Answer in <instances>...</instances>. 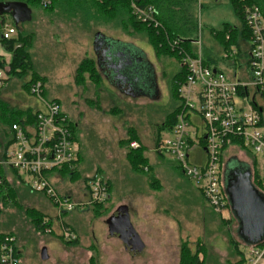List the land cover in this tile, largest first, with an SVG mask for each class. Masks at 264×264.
I'll return each instance as SVG.
<instances>
[{"label": "rangeland", "instance_id": "rangeland-1", "mask_svg": "<svg viewBox=\"0 0 264 264\" xmlns=\"http://www.w3.org/2000/svg\"><path fill=\"white\" fill-rule=\"evenodd\" d=\"M23 1L0 0V3ZM195 1L198 31L192 36L193 41L200 37L205 57L207 53L211 57L206 58L209 65L235 79L234 72L241 74L242 71L238 64L224 60L225 49L213 32L222 30L225 24L240 28L242 21L230 0ZM29 8L31 21L16 24L10 13L3 16L5 22L26 39L29 71L23 77L10 76L0 93V102L8 104L9 110L27 111H24L23 98L29 103L31 98L37 100V97L31 95L26 83L33 74L42 79L34 80L43 84L42 98L59 105L79 150L74 169L76 176L69 177V172L59 177L53 174V183L65 182L68 187L82 189L98 174L107 182L111 199L108 206H102L96 213L94 207L76 210L82 217L78 221L83 234L79 247L78 242L61 241L35 226L27 210L38 211L33 204L44 207L42 200L33 199L27 187H17L21 179L5 170L14 198H9V192L0 191V234L11 233L17 238L22 264H90L92 257L96 264H177L175 257L178 252L180 257L182 247L202 264H240L248 245L238 236V222L231 211L224 216L213 212L197 183L187 178L172 158L158 149V142L166 132L164 123L179 105L173 95L172 77L174 69L178 73V60L155 53L147 34L132 27L129 14L122 12L107 17L95 0H56L55 4L52 0L48 7L31 1ZM99 33L114 46L113 52L131 44L140 50L142 59L155 66L157 82L154 83L158 84L159 91L151 84L144 85L142 95L133 97L119 90L113 75L107 80L98 65L102 55L101 48L95 44ZM240 43L244 45L242 40ZM192 46L198 50L197 46ZM0 59L6 63L11 61V53L3 43ZM88 63L94 65L95 73L79 71ZM104 67L110 72L107 63ZM262 117L264 119V112ZM8 130V124L0 119V158L5 143L10 140ZM133 143L138 148H133ZM137 149L146 162L134 166L128 154ZM223 157L224 166L250 168L253 179L256 172L259 184L255 185L264 193V160L238 146L226 148ZM75 183L77 185H73ZM85 196L81 194V198L87 200ZM121 206L128 208L132 223L138 228L157 220L161 225L160 231L153 230L147 237L143 231V250L135 256L117 239L107 237L106 225L97 217L109 218ZM92 243V256L85 260L82 248ZM164 245L168 253L160 255L158 249Z\"/></svg>", "mask_w": 264, "mask_h": 264}, {"label": "built area", "instance_id": "built-area-1", "mask_svg": "<svg viewBox=\"0 0 264 264\" xmlns=\"http://www.w3.org/2000/svg\"><path fill=\"white\" fill-rule=\"evenodd\" d=\"M38 2L48 7L52 0ZM130 10L135 21L154 28L161 26L154 7H141L137 0H130ZM4 15L0 14V44L19 36L17 29L5 22ZM242 16L250 32L249 50L241 52L239 46H232L224 51V60L238 64L242 71L241 74L234 72L235 79L206 63L200 37L191 43L198 47V50L193 48V54L179 50V73L184 78L176 82L179 105L175 124L158 142L159 151L171 157L183 174L197 183L208 206L222 216L231 211L223 182L225 149L232 145L243 147L264 160V16L256 5H246ZM226 39H230L228 34ZM180 43L176 40L172 46L179 49ZM20 46L15 44V47ZM9 79L6 63L0 66V92ZM26 84L42 109L31 111L30 118L23 117L9 129L11 143L0 158V190L9 179L5 170L16 174L31 192L47 197L57 212L58 231L46 219L43 233L57 232L63 241L74 242L77 235L65 225L62 217L78 209L104 206L110 200L108 184L101 175L91 177L86 185L88 198L84 202L57 191L51 176L64 169H69V177L73 175L79 159L78 145L59 105L42 98L43 84L32 78ZM195 118L202 127L195 125ZM195 145L205 149L204 166L190 158ZM132 146L138 148L136 143ZM244 261L245 264H264V239L247 247ZM0 264H22L17 238L11 233L0 234Z\"/></svg>", "mask_w": 264, "mask_h": 264}, {"label": "trees", "instance_id": "trees-1", "mask_svg": "<svg viewBox=\"0 0 264 264\" xmlns=\"http://www.w3.org/2000/svg\"><path fill=\"white\" fill-rule=\"evenodd\" d=\"M36 2L39 4L38 0H24L28 6L30 2ZM141 7L152 6L156 9L158 13L157 19L159 20L161 26L159 28H154L152 26H148L137 22L131 15L129 0H95L96 5L99 7L101 12H103L107 17L108 16H117L120 13L124 12L129 14L130 21L132 23V27L136 31L145 32L149 38V44L152 46L155 53L158 55H166L171 58H176L179 60L180 52L179 50H184L193 54L192 36L198 31V22L194 14L191 11L192 0H137ZM231 4L239 16L240 20L243 24V29L240 34L243 41H247L250 38V32L245 26L243 22V8L246 5H256L260 7L262 14L264 16V0H245L244 2L240 0H230ZM56 0H53L55 4ZM196 2V1H195ZM215 39L220 42L222 47L226 50L232 46H239L238 37L239 31L237 28L230 26L229 24H225L222 30L214 31ZM229 35L230 39L227 40L226 36ZM23 37H18V39L3 42L9 49L11 53V61L8 63L9 74L10 76H18L23 77L29 71V56L26 53V45L27 42ZM176 40H180L181 43L179 45V49L172 46V43ZM20 44V47H15V44ZM206 58L207 55H206ZM206 63L209 64L208 60ZM6 62L3 59H0V66L4 67ZM89 71L90 73H95L96 68L92 63H88L87 65H82L79 71ZM184 76L182 73H178L175 81H174V97L178 99L177 89L178 86L176 84L177 81L183 80ZM32 80H41L37 76L33 74ZM9 105L6 103L0 102V119L8 124V128L10 129L14 123L20 122L23 117L27 116L31 117V111L20 112L15 110H9ZM177 109L170 115L168 121L164 123L163 129L168 132L171 130L173 125L175 124V113ZM9 131V130H8ZM72 134L73 130L71 128ZM75 138V136H74ZM10 140L5 143L4 150L8 148L10 145ZM130 162L134 166L142 165L146 162L145 158H143L141 150H131L129 151ZM69 169H64L63 173L68 174ZM2 173V169L0 168V174ZM74 174V173H73ZM76 175L74 174L73 177ZM256 172L254 173V182L258 183ZM259 184V183H258ZM260 191L261 189L257 187ZM11 188L8 187V182L5 183V186L1 188L0 191L4 190L9 192L8 196L10 199L14 198V193L11 192ZM262 192V191H261ZM97 210L101 209L102 206H97ZM29 217L32 222L35 224L37 228H43V224L45 223V216L40 214L36 210H27ZM77 240L71 242L72 244H76ZM242 253V252H240ZM243 255V253H242ZM243 257V256H242ZM240 264H245L244 257L240 260ZM90 264H96L94 258L90 259ZM179 264H202L197 257H194L192 254H189L187 250L182 247L180 250V263Z\"/></svg>", "mask_w": 264, "mask_h": 264}, {"label": "water", "instance_id": "water-1", "mask_svg": "<svg viewBox=\"0 0 264 264\" xmlns=\"http://www.w3.org/2000/svg\"><path fill=\"white\" fill-rule=\"evenodd\" d=\"M5 13H10L16 24L32 19V11L25 2L0 3V14ZM107 42L103 34L97 35L95 44L101 48L102 54L98 65L107 80L113 75L119 90L133 97L142 95L144 85L151 84L154 90L157 89L152 65L142 59L140 50L131 44L113 52L114 46ZM105 63L110 72L104 67ZM226 167L225 191L231 213L238 222L237 234L246 245H256L264 239V193L254 185L250 168L246 170L228 164ZM106 225L110 237L120 239L129 254H140L143 243L130 221L127 207H119Z\"/></svg>", "mask_w": 264, "mask_h": 264}, {"label": "crops", "instance_id": "crops-1", "mask_svg": "<svg viewBox=\"0 0 264 264\" xmlns=\"http://www.w3.org/2000/svg\"><path fill=\"white\" fill-rule=\"evenodd\" d=\"M194 1L195 0H192L191 2H192V4H191V11H192V13L194 14V10H195V7H194ZM233 27V26H232ZM235 28H237V27H235ZM238 29V31H241L242 32V29H243V24H242V22H241V27L240 28H237ZM219 31V30H218ZM19 36H20V34H19ZM18 36V37H19ZM241 40H242V37L240 36V34H239V38H238V43H239V48H240V50H241V52H246V51H248L249 50V41H243L244 42V45H241ZM1 46H3V45H1ZM193 48V47H192ZM221 48L223 49V47L221 46ZM224 51V50H223ZM207 55V57L208 58H211L209 55H208V53L206 54ZM204 56H205V52H204ZM206 58V57H205ZM213 62H215V61H213ZM215 68H217V67H215ZM177 69H178V73L180 72V69H179V66L177 65ZM218 69V68H217ZM176 70V69H175ZM177 73V74H178ZM1 93V92H0ZM28 96V95H27ZM29 97V96H28ZM31 98V97H30ZM23 100H24V105H25V107H24V111L25 110H32V111H36V110H40V109H42V106H41V104H40V102L38 101V100H36L35 98H31V100H30V102L29 103H27V101H26V99H24L23 98ZM36 105V106H35ZM36 107V108H33V107ZM26 112V111H25ZM195 125L199 128V127H202V123L200 122V120L198 119V118H195ZM233 148L234 147V145H232V146H228L227 148ZM190 158H191V160L194 162V163H196V164H198V165H200V166H204L205 165V163H206V152H205V149H204V147L203 146H194L193 147V149H192V151L190 152ZM11 174V173H10ZM54 174H56L58 177L59 176H66V174H64L63 172H56V173H54ZM104 178V177H103ZM71 178H69V180H70ZM88 179V178H87ZM87 179H86V181H87ZM61 180V179H60ZM254 180V179H253ZM23 181V180H22ZM21 180L20 181H17V187H19V188H22V187H27V185L24 183V182H22ZM71 181V180H70ZM60 184H58V183H54V185H55V187H56V189H57V191L62 195V196H65V197H69V198H71V199H73V200H75V201H77V202H84V201H86V200H84L83 199V197L81 198V194L83 195V193H84V196L85 195H87V198H88V194H87V192L85 191V188L86 187H84V188H79V186H72V187H68L67 186V183H65V182H60V181H58ZM23 183V184H22ZM78 183V182H77ZM77 183H75V184H73V185H77ZM72 185V184H71ZM86 186V185H85ZM28 191H29V193L30 194H32V198L34 199V198H38V199H40V200H42V202H43V205H44V207H42L41 205H38L37 203H35V204H33V206H35L34 208L35 209H37L38 211H40L44 216H45V219H48V220H50V222H51V224L54 226V227H56V230L58 231V226H59V224H58V222H57V212L55 211V209H54V207H53V205L51 204V202L49 201V199L47 198V197H45L44 195H42V194H33L31 191H30V189L27 187L26 188ZM86 197V196H85ZM84 197V198H85ZM111 199V198H110ZM84 200V201H83ZM110 201V200H109ZM109 201L105 204V206L107 205L108 206V203H109ZM38 207H41L40 209L38 208ZM118 209V208H117ZM117 209H115L113 212H112V214L117 210ZM79 212H76V211H74V212H72V213H69V214H65L63 217H62V221L65 223V225H67V226H69L75 233H76V235H77V244L76 245H78L79 247H80V239L82 238V236H83V234H82V231L80 230V228L78 227V221H80L81 220V215L80 214H78ZM95 213H96V211H95ZM111 214V215H112ZM96 216H97V214H95ZM129 216H130V214H129ZM97 217H99L100 219H101V221H102V223H104L105 225H106V221L108 220V218H102V217H100V216H97ZM130 221H131V223H132V219H131V217H130ZM132 225H133V227L135 228V230H136V232L138 233V235H139V237L142 239V237H143V231H144V234L146 235V237H147V234H151V231H153L154 230V232L156 231V230H158V231H160L161 230V225H160V223H158V220L157 221H153V222H151L150 224H149V226H147L146 225V227H142V228H138L137 226H136V224L134 223H132ZM106 229H107V237H110L109 236V231H108V226L106 225ZM164 229L166 230L167 229V226L165 225L164 226ZM140 230H142V231H140ZM160 233V232H159ZM48 235H51V234H48ZM52 235H54L55 237H57L58 239H60L61 240V238H59L58 237V234H57V232L55 233V234H52ZM95 236V235H94ZM111 239H117L122 245H123V247H124V244H123V242L120 240V239H118V238H112V237H110ZM62 241V240H61ZM144 242V241H143ZM145 243V242H144ZM166 243V242H165ZM160 244H162V242H160L159 243V245ZM83 246V245H82ZM143 246V245H142ZM144 246H145V244H144ZM94 247V244L92 243V244H90V245H87V246H84L82 249H83V252H84V254H85V260H89L90 258H91V256H92V251H91V248H93ZM145 248L146 247H144V250H145ZM141 250H143V249H141ZM158 251H159V254L160 255H165V253L167 254L168 253V250H167V245H164L162 248H161V246L159 247V249H158ZM175 260L177 261V264H179L180 263V257H179V252H178V257H175Z\"/></svg>", "mask_w": 264, "mask_h": 264}, {"label": "flooded vegetation", "instance_id": "flooded-vegetation-1", "mask_svg": "<svg viewBox=\"0 0 264 264\" xmlns=\"http://www.w3.org/2000/svg\"><path fill=\"white\" fill-rule=\"evenodd\" d=\"M150 65H152V71H153V75H154V77H155V80H156V82H157V72H156V69H155V66H154V64L152 63H150ZM174 72L172 73V77H173V81H175V78H176V76H177V73H176V71H175V69L173 70ZM158 84H156V86H157ZM157 89V91H159V89H158V87H156ZM226 172H227V167H226V165L224 166V170H223V182H224V186H225V180H226ZM253 183H254V181H253ZM254 185H255V183H254ZM256 186V185H255ZM257 187V186H256Z\"/></svg>", "mask_w": 264, "mask_h": 264}]
</instances>
